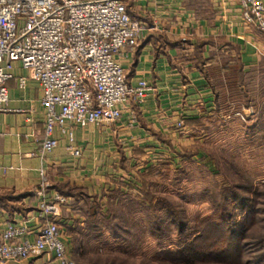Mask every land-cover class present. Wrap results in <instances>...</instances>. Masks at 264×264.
Here are the masks:
<instances>
[{
	"label": "crops",
	"instance_id": "crops-1",
	"mask_svg": "<svg viewBox=\"0 0 264 264\" xmlns=\"http://www.w3.org/2000/svg\"><path fill=\"white\" fill-rule=\"evenodd\" d=\"M258 1L264 5V0ZM127 10L145 32L124 50L119 62L128 82H149L152 91L131 106L132 113L127 111L116 126L74 130L75 145L85 149L83 158L70 155L69 137L58 131L54 135L58 148L39 156L45 138L41 93L20 63L8 70L13 77L7 83L9 101L0 113V231L25 228L28 235L24 239H36L42 226L38 205L43 171L47 201L66 199L60 230L73 261L75 247L65 232L77 220L71 205L85 201L106 205L103 194L109 196L126 187L124 179L116 180L121 185H111V179L118 176L112 175L111 159L118 158L127 169L150 153L148 146L159 147L160 152L169 148L171 158L178 146L190 149L200 141L209 118L224 120V107L239 99L241 91L246 97L249 87L242 81L264 66V34L243 21L238 0H127ZM21 78L26 80L24 89L19 88ZM235 104H230L231 109ZM191 130L195 137L185 136ZM111 139L120 144L119 154L112 155ZM106 166L108 172L103 171ZM116 170L126 171L118 166ZM51 259L0 264H42Z\"/></svg>",
	"mask_w": 264,
	"mask_h": 264
},
{
	"label": "rangeland",
	"instance_id": "rangeland-1",
	"mask_svg": "<svg viewBox=\"0 0 264 264\" xmlns=\"http://www.w3.org/2000/svg\"><path fill=\"white\" fill-rule=\"evenodd\" d=\"M245 80L246 97L241 91L234 109V102H225L224 120L209 118L201 143L193 144L189 153L178 146L171 158L169 148L160 152L148 146L150 153L127 169L118 158L111 159L112 175H118L111 185L124 179L126 187L117 192V203L105 193L106 205L86 204L83 213H89L73 212L77 220L65 232L77 264H160L155 257L193 264L189 249L200 223L214 219L236 227L245 218L252 226L241 238V264H264V66ZM184 134L195 137L192 130ZM110 144L112 155L119 154L118 141L111 139ZM117 166L126 171L118 173ZM104 170L108 172L107 166ZM97 212L100 217L94 218Z\"/></svg>",
	"mask_w": 264,
	"mask_h": 264
},
{
	"label": "built area",
	"instance_id": "built-area-1",
	"mask_svg": "<svg viewBox=\"0 0 264 264\" xmlns=\"http://www.w3.org/2000/svg\"><path fill=\"white\" fill-rule=\"evenodd\" d=\"M247 25L264 33V5L258 0H238ZM145 27L134 21L127 0H0V113L9 101L8 70L20 63L29 79L38 85L45 111V138L39 156L52 153L59 142L58 131L68 136L69 153L82 158L75 145L74 130L116 126L131 106L141 103L152 85H132L119 59L137 43ZM4 64L6 67H4ZM24 89L26 80H18ZM182 125L179 124V128ZM44 183L38 215L40 232L31 242L25 228L0 231V262L43 260L42 264H77L68 256L60 230L66 199L47 201Z\"/></svg>",
	"mask_w": 264,
	"mask_h": 264
},
{
	"label": "trees",
	"instance_id": "trees-1",
	"mask_svg": "<svg viewBox=\"0 0 264 264\" xmlns=\"http://www.w3.org/2000/svg\"><path fill=\"white\" fill-rule=\"evenodd\" d=\"M114 202H119L118 193L112 194ZM85 204V205H84ZM86 204H90L85 201L82 207L78 205L74 206L75 214H87ZM99 205V204H98ZM81 206V205H80ZM86 206V207H85ZM104 206H100L102 208ZM90 209V207H89ZM101 210V209H100ZM226 216H228L226 214ZM93 217H100L97 213H93ZM78 222V221H77ZM252 221L250 218H245L240 225L236 227H227L223 223L216 222L214 219L204 221L199 224L196 229V237L192 241V245L189 250V259L193 264H208V263H220V264H241V255L245 252L242 236L245 231L251 228ZM154 260L160 264H171V261L163 257H155Z\"/></svg>",
	"mask_w": 264,
	"mask_h": 264
}]
</instances>
